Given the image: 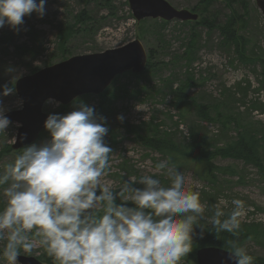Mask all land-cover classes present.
<instances>
[{"label": "rangeland", "instance_id": "rangeland-1", "mask_svg": "<svg viewBox=\"0 0 264 264\" xmlns=\"http://www.w3.org/2000/svg\"><path fill=\"white\" fill-rule=\"evenodd\" d=\"M110 1L111 5L106 6L104 0H89L88 4L84 0H46L42 17L33 12L24 17L19 30L8 25L0 28V37L8 38V43L0 41V85L14 88L16 80L30 74L31 69L43 68L71 55L114 48L137 38L147 51L153 52L142 72L117 75L103 96L101 93L84 94L64 106L68 113L81 103L94 108L104 103L99 116L105 118L111 130L104 141L113 150L109 156V174L104 182L118 190L124 181L150 175L168 186L170 174L179 172L185 177L186 189L200 193L201 203L206 205L200 223L210 226L208 220L215 205H221L225 212L223 218H226L233 208L232 200L240 199L246 208L238 233L243 238L241 247L249 255L264 257L262 170L254 163L227 154L237 136L249 130L259 140V165L264 167V16L255 0H214L207 11H203L201 5L197 6L198 0H167L176 8L197 13L194 21L158 18L136 21L127 0ZM241 8L248 13L247 28L242 33L248 40L244 49L224 47L217 28L208 29L198 23L203 18L211 20L215 16L216 22L221 24L229 9L243 12ZM82 9L92 18L91 22L96 21L97 30L91 36L78 32L71 34L65 45L69 53L65 58L50 61L49 57L57 52L54 42L58 27L66 20L75 22L71 15ZM22 45L32 47L33 53L17 51L16 46ZM178 87L193 100L194 106L199 103L206 106L208 115L205 118L199 117L194 107L186 116L180 115L172 104V92ZM2 90L0 88V92ZM2 100L5 113L21 105L15 91L3 96ZM59 109L54 100L46 101L42 108L48 115L60 114ZM118 116H123L122 122ZM149 119L170 142L176 145L196 142L210 153L214 157L211 162L215 177L204 178L194 166L176 165L139 143L136 134H149L142 126ZM18 126L20 124L11 122L5 132H0V174L24 151L25 147H11ZM49 139V133L44 129L30 145L40 146ZM7 147L11 150L6 151ZM160 162H165L167 167L158 171L155 166ZM6 187L0 185V210L4 206L3 189ZM135 187L143 186L137 184ZM195 253L189 254L190 263L196 264ZM42 254V249H36L31 256H38L42 261ZM0 264H8L3 257V242H0Z\"/></svg>", "mask_w": 264, "mask_h": 264}, {"label": "clouds", "instance_id": "clouds-1", "mask_svg": "<svg viewBox=\"0 0 264 264\" xmlns=\"http://www.w3.org/2000/svg\"><path fill=\"white\" fill-rule=\"evenodd\" d=\"M45 4L0 0V28L19 30L25 16L35 12L42 17ZM0 88V132H5L11 121L2 97L15 89ZM43 126L50 139L25 147L0 174V185H7L0 242L8 264L36 249L53 264H182L192 252L195 227L203 234L200 221L206 211L200 193L186 189L182 174L171 173L168 186L150 175L133 177L117 190L104 182L113 150L104 141L105 118L94 107L81 103L64 115L50 113ZM155 167L159 171L167 165ZM232 205L226 218L221 205L214 206L208 223L216 234L238 235L246 208L240 199ZM227 245L235 264H253L236 240Z\"/></svg>", "mask_w": 264, "mask_h": 264}, {"label": "water", "instance_id": "water-1", "mask_svg": "<svg viewBox=\"0 0 264 264\" xmlns=\"http://www.w3.org/2000/svg\"><path fill=\"white\" fill-rule=\"evenodd\" d=\"M133 18L140 21L145 18L163 21H194L197 13L186 8H176L167 0H127ZM255 4L264 16V0H255ZM147 63V50L137 39L105 49L99 52L71 55L59 62L40 68L18 78L15 92L21 101L18 109L5 113L17 127L13 149H20L35 142L43 131L48 114L42 110L44 103L54 100L67 105L76 97L84 94L102 93L112 80L124 72L138 74ZM227 249L219 246L199 247L195 253L196 264H235L228 258ZM19 264H42L34 256L21 254Z\"/></svg>", "mask_w": 264, "mask_h": 264}, {"label": "trees", "instance_id": "trees-1", "mask_svg": "<svg viewBox=\"0 0 264 264\" xmlns=\"http://www.w3.org/2000/svg\"><path fill=\"white\" fill-rule=\"evenodd\" d=\"M86 1L88 4L89 0ZM214 0H198L197 6L201 5L203 11H207L209 7L213 4ZM106 6L111 5L110 0H104ZM196 6V7H197ZM244 6V3L242 4ZM113 9V8H112ZM243 12L236 11L234 9H229L228 13H225V18L221 24L216 22V17L214 16L211 20L208 18H203L199 23V25H204L208 29L217 28L222 36L221 44L224 47L230 48L232 47L234 50L236 49H244L248 44L247 38H244L242 33L247 28L248 23V13L247 10L241 8ZM113 14V11L111 12ZM71 18H75V22L72 21H65L59 27L58 31L55 36V46H56V53L49 57L50 61L55 58H65V56L69 53L68 48L65 47L66 42L71 34L73 33H81L85 36H91L97 30L96 21L91 22L92 18L88 15L87 11L82 9L78 13L71 15ZM74 28V30H73ZM6 37H0V41L8 43V38L5 40ZM40 45V44H39ZM38 46V45H37ZM32 48V47H31ZM27 46H16V50H20L23 53H33V50ZM153 57L152 50L147 51V63H149V59ZM49 61V62H50ZM146 63V64H147ZM149 67V64L147 68ZM146 68V67H145ZM38 67L31 69V73L34 72ZM135 74V73H134ZM181 87L173 90V101L172 104L175 106L176 110L180 113V115L186 116L189 112L191 107H194L197 115L201 118H205L208 115V110L205 105L197 104L194 106L186 92L182 91ZM105 93H108L106 89L100 95L103 96ZM100 96V97H101ZM82 96L75 98L79 100ZM73 101V100H72ZM71 101V102H72ZM69 104V103H68ZM67 104V105H68ZM67 105H60V109L57 110L60 115L66 114V110H64V106ZM104 103H100L97 107H95V111L99 116V112L101 113L102 109L104 108ZM62 111V112H61ZM151 119V118H150ZM150 119L142 123V126L148 129L149 134H136L139 138L138 142L141 143L143 146L149 148L152 151H155L161 154L164 157H167L170 162L179 165H187L194 166L195 169L199 171L200 174L204 175V178L215 177L214 173L212 172L214 165L212 164L211 160L214 158L211 156L210 153L202 150L200 146L196 143H190L187 145H176L173 142L167 140V137L164 134L158 132L157 127L152 124ZM106 127L108 131H111L108 124L106 123ZM140 128V127H138ZM137 128V129H138ZM127 131L134 132L133 129H128ZM43 132V131H42ZM135 136V138H136ZM258 148H259V140L253 133L249 130H244L237 136V140L232 142L227 149V154H229L231 158L235 159H244L247 162H251L256 164L262 170V176L264 178V167L262 168L259 165L258 159ZM11 150L10 147L6 148V151ZM117 203L118 200H117ZM204 225L203 234L201 235L200 227H195L194 234H193V249L192 251H196L197 248L203 246H219L222 248L227 249V241L229 240H236L237 244L241 246L243 238L240 234L237 236H232V234L221 232L216 234L215 230L212 229L210 225ZM196 249V250H195ZM253 264H264V257L253 256ZM42 261L37 256L36 258L40 260L43 264L45 263H52V260L42 254L40 256ZM182 264H193L189 261V256L185 258Z\"/></svg>", "mask_w": 264, "mask_h": 264}]
</instances>
